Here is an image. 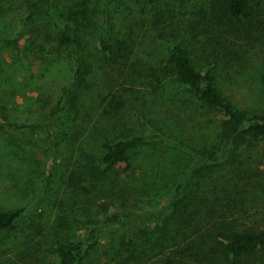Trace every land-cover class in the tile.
<instances>
[{
  "label": "rangeland",
  "instance_id": "obj_1",
  "mask_svg": "<svg viewBox=\"0 0 264 264\" xmlns=\"http://www.w3.org/2000/svg\"><path fill=\"white\" fill-rule=\"evenodd\" d=\"M106 1L99 0L100 3ZM162 1L167 3L163 8L171 13L174 10L175 17L159 25L152 19L151 4H144L147 18L143 21L135 15L137 6L128 4L132 11L129 17L135 15L130 22L140 27L132 53L119 67L109 69L104 63L105 68L100 69L92 84L80 89L67 60L53 62L49 55L35 56L34 42L22 26L20 14L16 15V10L7 11L19 0H0V210L14 207L25 210L18 223L24 229L0 235V264H51L50 249L57 238L67 233L79 237L87 232L81 225L85 213L88 217L95 215L96 202L79 203L81 208L78 205L71 211L67 207L72 195L63 179L66 178L64 173L72 167L69 162L76 159V151H66L63 146L54 149L55 145L48 142L52 133L47 127L34 131L30 127L31 120L22 121L44 99L48 102L43 110L46 115L61 102L57 116L49 117L48 124L70 126L99 118L105 107L99 99L113 98L117 103L104 115L105 125L112 123L116 131L123 129L124 133L144 136V144L134 155L133 182L123 204L118 206L117 200L112 198L114 209L123 216L113 224L101 226L96 252L84 264H161L160 256L150 259L142 256L137 244L133 245L140 256L131 258L129 251L133 246L127 247L122 241H134L139 227H148L167 214L172 209L171 200L177 187L183 193L193 184L200 192L208 189L210 193L211 189L219 195L221 188L234 195L248 189L250 194L238 199L249 200L246 205L251 212L255 211L250 218L264 220V139L241 146L232 153L223 150L216 159L205 163L203 170H209L207 175H195L198 157L193 148L214 142L216 116L201 107L191 93L174 84L170 76L164 77L159 71L168 48L185 41L192 47L193 62L199 69L212 66L214 60L217 62L212 66L216 86L235 107L261 111L259 73L263 68L260 57L264 56V37L258 36L256 30L250 31L247 23L213 13L208 0ZM249 4L264 11V0H250ZM260 18L258 12L257 21ZM158 29L165 34L158 36ZM210 35L230 44L232 53L224 64L221 60L227 48L220 50L218 60L206 57L211 43L204 38L209 39ZM65 89L68 94H62ZM72 95L78 97L76 102ZM95 149L94 143L85 144V151ZM70 155L72 158L67 161ZM57 215L65 216L68 227L64 226L60 234L48 230ZM75 217L80 222H75ZM29 221L34 224L28 230ZM35 222H45L42 226L46 235L42 238L38 234L41 225L36 226ZM196 240L198 245L194 251L197 254L189 258L190 264H232L231 257H225L201 237L197 236ZM192 241H195L194 236ZM237 264H264V253L246 261L239 260Z\"/></svg>",
  "mask_w": 264,
  "mask_h": 264
},
{
  "label": "trees",
  "instance_id": "obj_2",
  "mask_svg": "<svg viewBox=\"0 0 264 264\" xmlns=\"http://www.w3.org/2000/svg\"><path fill=\"white\" fill-rule=\"evenodd\" d=\"M249 1L208 0V3L213 13L247 23L250 31L256 30L258 36L264 37V11L256 10ZM146 3L152 5L150 11L153 12L152 19L156 25L167 20L170 22L175 17L174 10L171 13L163 8L167 3L162 0H108L102 3L99 0H19L17 4L8 7L7 11L16 10V15L20 14L22 26L34 42L35 56L49 55L53 62L67 60L71 64L76 86L86 89L100 69L105 68L104 63L112 69L121 66L124 58H129L137 40V29L140 28L137 23H131L130 19H134L135 15L142 21L147 18L143 12ZM119 4L125 6L116 7ZM128 4H133L138 9L131 17L129 14L132 11ZM258 12L261 17L259 21L256 19ZM153 27L157 30L155 25ZM161 29H158V36L165 34ZM204 40L211 43V46H207L206 53V57L211 59L214 57L218 60L222 52L220 50L227 48L224 59L221 60V64H224L232 53L228 41L221 42L211 35ZM192 53V47L185 41L172 44L159 71L164 77L170 76L174 84L191 93L201 107L216 116L218 124L214 142L193 148L198 157L194 174L205 176L209 172L203 170L206 168L205 163L216 159L223 150L232 153L241 146L264 139V56L260 57L263 68L259 73L263 108L261 111H251L235 107L219 91L212 71V66L217 63L215 60L212 66L201 70L194 65ZM66 90L62 94H68ZM72 96L76 102L78 97ZM47 103V100H42L41 105L29 112L30 116L22 121L31 120L30 127L34 131L41 130L42 126L47 127L52 133L48 142L55 145L54 149L63 146L66 151H76V159L69 162L72 167L64 173L66 178L63 179L65 188H69L72 195L67 203L70 211L77 208L79 203L89 205L96 202L94 217H88L85 213V219L81 222L87 232L79 237L67 233L53 243L50 249L53 256L51 264H84L96 252L101 226L113 224L123 216L121 211L114 209L112 198L117 200L118 206L123 204L133 182L131 170L135 166L134 155L144 144V136L124 133L123 129L116 131L112 123L105 125L104 115L114 109V104L117 103L113 98L99 99V103L105 105L99 118L92 119L87 124L70 126L56 122L48 124L49 117L57 116L61 102L56 103V110L46 115L43 110ZM86 116H90L88 111ZM89 142L96 146L93 152L85 151V144ZM76 143L77 146L74 147ZM71 158L72 155L67 161ZM220 190V195L211 189L210 193L208 189L207 192H200L192 184L181 193L177 187L171 200L172 209L167 214L160 216L158 221L148 227H139L134 234V241H122L127 247L133 246L129 256H140L136 254L133 245L137 244L141 248L139 253L147 259L160 256L161 264H190L189 258L197 254L194 251L198 245L197 236L225 257H231L232 264L264 253V220L250 218L255 211L251 212L246 205L249 200L238 199L250 194L249 190L243 189L235 195L226 188ZM103 197L106 199L103 200ZM87 204L82 207L83 210L87 208ZM23 213V207L0 210V235L23 230L18 225ZM74 221L80 222L76 217ZM35 223L36 226L41 225L38 234L42 238V235H46L42 226L45 222ZM51 223L48 230L56 233L64 226L68 228L64 215L55 216ZM32 224L34 222L29 221L26 228L29 230ZM192 236L195 241H192Z\"/></svg>",
  "mask_w": 264,
  "mask_h": 264
}]
</instances>
